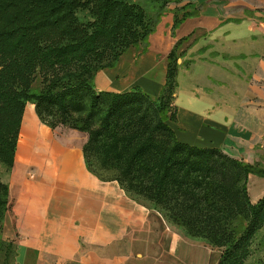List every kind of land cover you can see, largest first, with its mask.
<instances>
[{"label": "trees", "instance_id": "1", "mask_svg": "<svg viewBox=\"0 0 264 264\" xmlns=\"http://www.w3.org/2000/svg\"><path fill=\"white\" fill-rule=\"evenodd\" d=\"M152 1L161 13L171 0ZM155 23L132 0H0V160L8 171L14 166L25 108L35 103L41 119L86 133L82 149L91 173L117 181L185 236L222 251L218 264H244L264 228V197L252 202L248 177L264 176V168L178 140L170 121L183 40L169 55L157 98L138 86L96 89V73L114 67L132 46L146 45ZM9 191L0 179V227ZM12 251L11 242L0 240L4 264Z\"/></svg>", "mask_w": 264, "mask_h": 264}, {"label": "crops", "instance_id": "2", "mask_svg": "<svg viewBox=\"0 0 264 264\" xmlns=\"http://www.w3.org/2000/svg\"><path fill=\"white\" fill-rule=\"evenodd\" d=\"M155 20L146 45L96 73V89L138 86L157 98L183 40L170 121L178 140L264 168V0H171ZM77 159L61 147L60 164H36V173L14 164L4 174L10 205L0 240L12 243L9 264H218V249L153 222L146 205ZM248 191L253 201L264 197V176L250 174Z\"/></svg>", "mask_w": 264, "mask_h": 264}, {"label": "rangeland", "instance_id": "3", "mask_svg": "<svg viewBox=\"0 0 264 264\" xmlns=\"http://www.w3.org/2000/svg\"><path fill=\"white\" fill-rule=\"evenodd\" d=\"M132 1L143 3L147 8L148 15L152 17V20H155L158 16L160 11L159 8L151 7L152 3H150L149 0ZM157 4L159 6V3ZM82 16L87 19L89 17V12H83ZM144 45L145 44L140 43L131 48H142ZM41 81L42 78L38 76V79L34 83V87L40 89L42 87ZM86 139L87 135L82 131L61 123L53 126L51 122L41 119L37 113L36 104L28 103L20 128L14 164L25 166L27 172L36 173L39 167L36 164H43L44 166L60 164L58 153H60L61 147H64L67 152L69 151L76 154L80 164H86L82 149ZM13 167L8 171L7 167L0 160V179L2 180L6 172L10 173ZM104 175L110 176V173L105 172ZM142 202L150 209V219L153 222H167L181 231L175 224L167 221L160 212L154 210L151 207L153 206L152 204L146 201ZM252 202L256 203L257 201L252 200ZM244 264H264V228L257 233L253 241L251 255L245 260Z\"/></svg>", "mask_w": 264, "mask_h": 264}]
</instances>
